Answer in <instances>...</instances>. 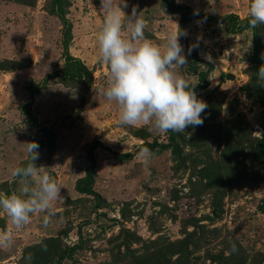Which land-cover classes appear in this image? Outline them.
<instances>
[{"label": "rangeland", "instance_id": "obj_1", "mask_svg": "<svg viewBox=\"0 0 264 264\" xmlns=\"http://www.w3.org/2000/svg\"><path fill=\"white\" fill-rule=\"evenodd\" d=\"M163 1L127 0L123 9L130 15L135 6L145 36L161 45L181 19ZM173 1L202 13L180 39L187 64L178 71L207 104L203 125L177 138L182 159L169 132L121 125L118 107L99 95L109 75L96 39L101 0H72L63 17L51 11L53 0H0V191L17 190L12 170L26 165L24 143L35 141L36 166L64 197L47 224L38 214L16 230L0 212V231L13 230L0 264H138L157 243L193 232L190 216L207 229L195 264H264V168L252 156L264 129L243 88L255 70L254 29L220 18L249 17L250 0ZM189 49L201 59L198 71L188 66ZM66 52L87 64L89 79L64 82ZM155 139L164 145L148 147ZM142 147L152 153L147 163ZM90 167L100 198L81 190Z\"/></svg>", "mask_w": 264, "mask_h": 264}, {"label": "clouds", "instance_id": "obj_2", "mask_svg": "<svg viewBox=\"0 0 264 264\" xmlns=\"http://www.w3.org/2000/svg\"><path fill=\"white\" fill-rule=\"evenodd\" d=\"M127 7V0H101L103 21L96 39L101 62L109 67V75L106 85L98 90L99 95L118 107L121 125H151L161 134L202 126L201 114L207 104L197 98L178 71L187 64L180 43L186 33L175 23L176 28L166 34L163 44H157L145 36L146 21L136 7L130 15L123 11ZM249 16L252 28L264 24V0H250ZM257 75L264 80V66ZM24 145L28 161L11 173L17 190L0 191V212L16 230L24 228L38 214L43 215L47 224L56 215L55 203L64 199L63 186L43 171L44 167L35 164L39 144L32 141ZM151 156L147 147L140 149L139 157L145 163ZM12 242V229L0 231V248L10 247Z\"/></svg>", "mask_w": 264, "mask_h": 264}, {"label": "trees", "instance_id": "obj_3", "mask_svg": "<svg viewBox=\"0 0 264 264\" xmlns=\"http://www.w3.org/2000/svg\"><path fill=\"white\" fill-rule=\"evenodd\" d=\"M72 5V0H53L51 11L57 12L62 17L65 16L68 9ZM163 5L171 12L180 13L181 19L179 22V28L181 31L185 32L186 24L195 17H200L202 13L199 9L192 7L191 5L186 4H176L173 0H164ZM220 18L224 19H232L235 20L239 25L240 29L252 28L249 24V20L251 17L239 18L234 15H230L228 17L221 16ZM254 29V54L253 60L255 63V70L252 73L251 79L246 85L243 87L245 94L251 98L255 103H257L260 107V124L264 129V80H260L258 78V72L264 64V32H263V24L259 25ZM66 32V45L65 48L68 50L69 41L72 34V27L69 24L67 26ZM185 39L186 36L181 37L180 39ZM189 58L191 59L188 66L192 71L199 70V63L201 59H198L196 52L190 49ZM63 80L66 84L73 85L78 82H83L86 79L91 77V69L87 66V64L80 58H77L71 55L69 52H66V62L64 64L63 70ZM203 74V81L206 82V74ZM206 84V83H204ZM170 135V146L173 149L175 156L179 159L183 158L182 150L180 143L177 141V138L180 136V132L169 131ZM164 145L163 143L157 141L155 139L152 143H148V147L155 148L158 146ZM252 156L255 159L256 163L264 168V135L262 138L258 139L257 142L252 146ZM85 183L81 187V190H84L87 193L94 194L98 198H100V194L94 190V176H93V168L90 167L87 175L84 177ZM261 209L264 211V205L261 203ZM201 217L190 216L186 218V222L195 227L194 231L191 232L187 237L180 239L178 241H171L167 239L168 243H163L159 245L158 243L154 246L148 255L142 256L143 259L138 264H195L196 257L194 256L195 248H198L202 242L205 240V235L207 234L206 226L201 223ZM156 243V242H154ZM134 254V251H131ZM222 257L225 256L224 253L219 255ZM140 259V260H141Z\"/></svg>", "mask_w": 264, "mask_h": 264}, {"label": "water", "instance_id": "obj_4", "mask_svg": "<svg viewBox=\"0 0 264 264\" xmlns=\"http://www.w3.org/2000/svg\"><path fill=\"white\" fill-rule=\"evenodd\" d=\"M215 214H216V212H215Z\"/></svg>", "mask_w": 264, "mask_h": 264}]
</instances>
